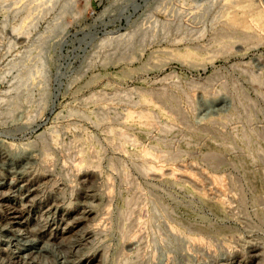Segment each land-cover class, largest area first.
I'll list each match as a JSON object with an SVG mask.
<instances>
[{"label": "rangeland", "instance_id": "374dc122", "mask_svg": "<svg viewBox=\"0 0 264 264\" xmlns=\"http://www.w3.org/2000/svg\"><path fill=\"white\" fill-rule=\"evenodd\" d=\"M0 264H264V0H0Z\"/></svg>", "mask_w": 264, "mask_h": 264}]
</instances>
